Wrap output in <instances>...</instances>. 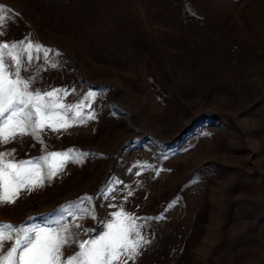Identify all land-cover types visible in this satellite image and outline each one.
<instances>
[{"label":"rangeland","instance_id":"obj_1","mask_svg":"<svg viewBox=\"0 0 264 264\" xmlns=\"http://www.w3.org/2000/svg\"><path fill=\"white\" fill-rule=\"evenodd\" d=\"M0 5L10 10L0 42L51 50L33 51L22 76L67 89L61 103L82 105L83 117L0 151L15 149L17 162L87 153L0 205V223L74 222L91 239L123 205L150 240L128 264H264V0Z\"/></svg>","mask_w":264,"mask_h":264},{"label":"snow or ice","instance_id":"obj_2","mask_svg":"<svg viewBox=\"0 0 264 264\" xmlns=\"http://www.w3.org/2000/svg\"><path fill=\"white\" fill-rule=\"evenodd\" d=\"M8 11L6 6L0 5V27L7 23L4 13ZM3 35L0 32V36ZM33 51H43L47 58L51 50L34 44L27 37L11 43L0 42V144H9L23 136L43 143L41 136L45 129L67 131L74 123L83 122L78 110L82 105L61 103L63 96L68 95L67 89L41 91L32 86L35 77L22 76L28 65L39 59L32 55ZM51 66L55 68L57 64ZM89 97L94 98L95 93H89ZM69 112H73L75 118H66ZM87 118L95 119V115ZM14 153L15 149L0 151V205L15 204L22 190L43 187L45 179L57 175L67 162H81L80 157L87 155L80 153L74 157L73 150L69 149L48 152L35 161L17 162L8 159ZM50 160L58 163H49ZM42 164H47L46 176ZM83 199L91 200V197ZM112 216L115 219L106 222L107 231L91 239H79V232H74L73 228L82 229V226L74 222L69 225L58 221L56 227H17L0 223V264H128L129 260L135 261L150 243L142 233L144 225L137 223L141 218L125 212L123 205ZM72 248L76 250L65 255V250Z\"/></svg>","mask_w":264,"mask_h":264}]
</instances>
